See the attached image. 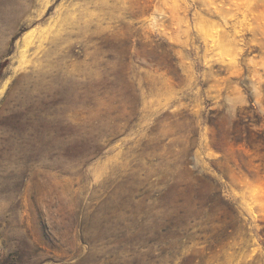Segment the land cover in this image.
Here are the masks:
<instances>
[{"label":"rangeland","instance_id":"obj_1","mask_svg":"<svg viewBox=\"0 0 264 264\" xmlns=\"http://www.w3.org/2000/svg\"><path fill=\"white\" fill-rule=\"evenodd\" d=\"M0 264H264V0H0Z\"/></svg>","mask_w":264,"mask_h":264}]
</instances>
